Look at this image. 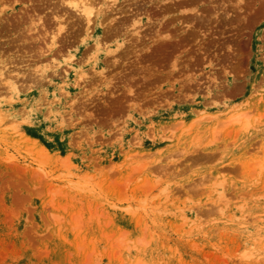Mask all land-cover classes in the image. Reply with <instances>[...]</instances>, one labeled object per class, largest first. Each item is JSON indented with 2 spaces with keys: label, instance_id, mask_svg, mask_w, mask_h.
Instances as JSON below:
<instances>
[{
  "label": "rangeland",
  "instance_id": "1",
  "mask_svg": "<svg viewBox=\"0 0 264 264\" xmlns=\"http://www.w3.org/2000/svg\"><path fill=\"white\" fill-rule=\"evenodd\" d=\"M87 1L0 0V264H264V0Z\"/></svg>",
  "mask_w": 264,
  "mask_h": 264
},
{
  "label": "bare ground",
  "instance_id": "2",
  "mask_svg": "<svg viewBox=\"0 0 264 264\" xmlns=\"http://www.w3.org/2000/svg\"><path fill=\"white\" fill-rule=\"evenodd\" d=\"M66 3L68 5H71L72 7H74L75 9H78L80 10L81 13H83L86 18L89 20L90 17H91V14L93 13V7L90 5V3H88V1L86 0H66ZM75 11V10H74ZM85 21V20H84ZM62 26L60 25V27L58 28V30H56L57 32L56 33H53L52 35V42H51V45H50V50H52V48L54 47V45L56 44V38H57V34L62 30ZM47 30V29H46ZM64 30V29H63ZM48 31V30H47ZM96 45V44H95ZM15 87L13 86V89Z\"/></svg>",
  "mask_w": 264,
  "mask_h": 264
}]
</instances>
